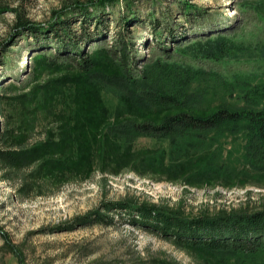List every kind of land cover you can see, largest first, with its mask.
Segmentation results:
<instances>
[{"label": "rangeland", "instance_id": "rangeland-1", "mask_svg": "<svg viewBox=\"0 0 264 264\" xmlns=\"http://www.w3.org/2000/svg\"><path fill=\"white\" fill-rule=\"evenodd\" d=\"M75 1L87 0H0L1 149L23 154L47 142L49 135L58 139V127L73 105L70 98L63 95L38 106L37 93L32 95L31 91L46 82L57 87L54 82L76 71L64 64H49L46 55L33 56L38 51L34 37L20 33L16 22L18 16L45 22L54 11L67 9ZM181 1H132L138 17L137 24L130 26V38L136 43L132 48L134 60L149 64L161 59L212 73L199 81L206 90L202 106L226 103L241 107L244 102L238 79L264 84V57L257 50L264 44V0H185L200 8L192 22H185ZM123 5L124 0H119L104 9L110 33L119 28L117 20L125 9ZM165 25L176 30L185 27L186 36L180 40L184 46L221 33L245 50L218 60L177 52L176 44L164 41L168 37ZM110 43L107 37L104 44ZM42 51L51 54L54 47ZM102 55L97 56L99 61H103ZM135 69L137 74L142 68ZM102 97L109 110L120 106L113 90L104 89ZM134 145L162 149L168 156L173 150L168 140L149 137H139ZM244 145L243 133L210 134L198 151L214 155L217 162L238 172L221 173L197 184L173 178L166 171H141L129 166L115 172L112 166L97 163L89 174L72 172L59 179L44 175L40 162L24 154L18 164L0 163V264H205L193 253L132 224L125 214L106 211L114 218L110 223L95 220L94 214L104 212V202L124 199L180 208L190 214L264 209V173L250 168ZM242 264H264V257Z\"/></svg>", "mask_w": 264, "mask_h": 264}, {"label": "trees", "instance_id": "trees-1", "mask_svg": "<svg viewBox=\"0 0 264 264\" xmlns=\"http://www.w3.org/2000/svg\"><path fill=\"white\" fill-rule=\"evenodd\" d=\"M132 1L124 0L125 9L117 20L119 28L113 33L104 9L119 0L75 1L67 9L54 11L45 22L18 16L19 32L34 37L38 51L33 56L46 55L49 64H64L76 71L54 82L57 87L47 86V82L35 85L31 94L37 93L36 104L65 95L73 105L58 127V139L49 135L47 142L24 155L0 148V163L18 164L23 155L39 161L44 175L59 179L72 172L89 174L94 163L112 166L115 172L131 166L141 171H166L173 178L197 184L221 173L238 172L217 162L214 155L199 152L201 143L210 134L243 133L248 165L253 172L264 173V84L240 78L237 88L244 102L241 107L226 103L203 107L206 90L199 81L214 74L161 59L149 64L134 60L132 48L136 43L130 38V26L137 24L138 17ZM180 3L185 22L199 16L200 8L195 3ZM184 28L165 25L168 37L164 41L176 44L177 52L218 60L245 50L221 33L184 46L180 41L186 36ZM107 37L111 38L110 45L104 44ZM46 42L54 47L51 54L42 51L51 46ZM88 45L92 47L86 50ZM257 50L264 57V44ZM100 54H104L103 61L97 57ZM137 66L142 69L136 74ZM104 89L113 90L119 98L120 106L113 111L102 97ZM139 137L168 140L173 146L171 155L162 149L135 147ZM102 209L103 213L94 214L95 220L112 222L114 218L106 211L125 214L132 224L193 253L205 264H242L264 257V209L190 214L180 208L126 199L108 200Z\"/></svg>", "mask_w": 264, "mask_h": 264}]
</instances>
